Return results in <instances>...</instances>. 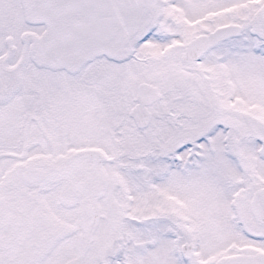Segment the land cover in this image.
<instances>
[{"label": "snow or ice", "instance_id": "1", "mask_svg": "<svg viewBox=\"0 0 264 264\" xmlns=\"http://www.w3.org/2000/svg\"><path fill=\"white\" fill-rule=\"evenodd\" d=\"M0 264H264V0H0Z\"/></svg>", "mask_w": 264, "mask_h": 264}]
</instances>
